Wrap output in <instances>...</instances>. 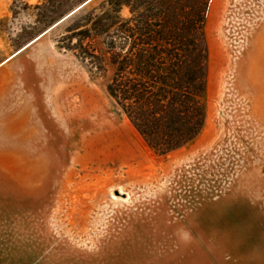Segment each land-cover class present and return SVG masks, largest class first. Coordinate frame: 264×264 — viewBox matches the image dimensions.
<instances>
[{
  "label": "rangeland",
  "instance_id": "1",
  "mask_svg": "<svg viewBox=\"0 0 264 264\" xmlns=\"http://www.w3.org/2000/svg\"><path fill=\"white\" fill-rule=\"evenodd\" d=\"M45 1L0 0V264H264V0H209L205 123L164 156Z\"/></svg>",
  "mask_w": 264,
  "mask_h": 264
},
{
  "label": "trees",
  "instance_id": "2",
  "mask_svg": "<svg viewBox=\"0 0 264 264\" xmlns=\"http://www.w3.org/2000/svg\"><path fill=\"white\" fill-rule=\"evenodd\" d=\"M208 7L209 0H46L38 23L75 21L66 39H77L84 55L97 52L84 40L107 37L116 67L109 94L149 147L164 156L199 136L205 123ZM126 9L134 18L122 16ZM133 36L144 47L134 61L136 74L129 52Z\"/></svg>",
  "mask_w": 264,
  "mask_h": 264
}]
</instances>
